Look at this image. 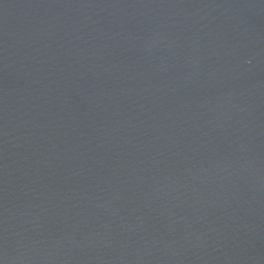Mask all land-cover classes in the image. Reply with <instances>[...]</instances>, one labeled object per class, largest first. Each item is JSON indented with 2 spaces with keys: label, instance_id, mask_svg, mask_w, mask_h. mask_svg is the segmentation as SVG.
<instances>
[{
  "label": "water",
  "instance_id": "95a60500",
  "mask_svg": "<svg viewBox=\"0 0 264 264\" xmlns=\"http://www.w3.org/2000/svg\"><path fill=\"white\" fill-rule=\"evenodd\" d=\"M0 264H264V0H0Z\"/></svg>",
  "mask_w": 264,
  "mask_h": 264
}]
</instances>
